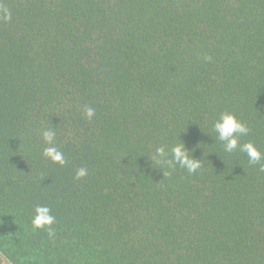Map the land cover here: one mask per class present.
I'll use <instances>...</instances> for the list:
<instances>
[{"label":"trees","instance_id":"1","mask_svg":"<svg viewBox=\"0 0 264 264\" xmlns=\"http://www.w3.org/2000/svg\"><path fill=\"white\" fill-rule=\"evenodd\" d=\"M224 111L264 153V0H0V256L264 264V171L224 151ZM183 142L196 172L154 159Z\"/></svg>","mask_w":264,"mask_h":264},{"label":"clouds","instance_id":"2","mask_svg":"<svg viewBox=\"0 0 264 264\" xmlns=\"http://www.w3.org/2000/svg\"><path fill=\"white\" fill-rule=\"evenodd\" d=\"M5 19H10V13L5 9ZM84 114L91 120L95 116V109L86 107ZM213 129L217 134L216 139L223 143L224 151L232 153L237 149L246 153L250 164H259L260 171H264V153L252 142L247 141L243 144L240 143V137L248 135L250 128L248 125L237 118V115L233 112L224 111L218 119L213 123ZM44 142L49 145L43 150V155L50 159L53 163L61 166L66 164L64 153L57 147L53 146L56 139V132L54 129H45L41 133ZM191 151L185 146V143H180L172 146L171 148V161H167V153L165 146H160L156 149L155 157L156 162L163 160L167 163L174 162L181 167L186 168L189 173H194L202 167L201 160L194 158ZM88 174L86 168H79L76 171V179L85 177ZM165 174V173H164ZM55 216L51 214V209L46 205H36L34 208V215L32 217V227L35 229H45L49 238L55 237V230L52 225L55 223Z\"/></svg>","mask_w":264,"mask_h":264},{"label":"rangeland","instance_id":"3","mask_svg":"<svg viewBox=\"0 0 264 264\" xmlns=\"http://www.w3.org/2000/svg\"><path fill=\"white\" fill-rule=\"evenodd\" d=\"M0 264H10L2 256H0Z\"/></svg>","mask_w":264,"mask_h":264}]
</instances>
